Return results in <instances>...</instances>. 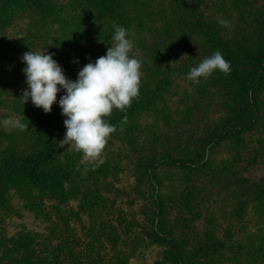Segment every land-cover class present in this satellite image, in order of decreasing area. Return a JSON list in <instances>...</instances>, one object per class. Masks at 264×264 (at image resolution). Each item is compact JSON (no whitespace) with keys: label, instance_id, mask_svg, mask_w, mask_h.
<instances>
[{"label":"rangeland","instance_id":"374dc122","mask_svg":"<svg viewBox=\"0 0 264 264\" xmlns=\"http://www.w3.org/2000/svg\"><path fill=\"white\" fill-rule=\"evenodd\" d=\"M51 1L54 6L70 4L74 11L65 25L72 28L78 23L83 32L69 35L62 30L60 18H45L27 8L19 11L9 28L0 30V162L11 150L29 153L34 146L32 111L36 107L30 100L23 102L27 86L20 78L25 76L23 72L20 78L17 75L22 54H52L66 78L74 81L79 69L105 55L111 44L114 28H107L105 18L97 21L83 14V0ZM215 1L211 0V9ZM168 2L131 0L130 4L151 30L160 29L158 21L168 16L175 35L167 41L168 53L160 71L169 92L156 107L110 124L115 130L95 160L60 144L66 117L58 108L51 130L58 146L56 161L46 168L63 162L69 179L63 187L51 189L18 178L9 187L5 203L0 202V264H10V258L2 259L23 227L39 235L40 244L35 247L39 252L59 247V256L75 264H171L170 246L150 238L152 233L174 238L188 248L205 240L227 242L235 251L237 245L249 244L252 249L234 262L245 264L241 262L245 259L248 264H264V93L251 131L206 150L209 128L234 112L224 106L219 89L203 90L208 77L198 84L187 79L190 68L201 61L198 44L202 38H193L197 43L194 55L188 52L187 37L176 34L182 31L174 13L165 11ZM227 2L232 13L235 6ZM233 23L242 28L240 22ZM151 34L140 30L128 35L132 41L129 55L141 62V77L146 76L145 64L157 66L155 54L147 51ZM62 94L57 93V101ZM17 121L25 125L23 130L15 127ZM232 258L225 249L211 264Z\"/></svg>","mask_w":264,"mask_h":264},{"label":"trees","instance_id":"16d2710c","mask_svg":"<svg viewBox=\"0 0 264 264\" xmlns=\"http://www.w3.org/2000/svg\"><path fill=\"white\" fill-rule=\"evenodd\" d=\"M231 1L235 6L232 13L226 6L227 0L215 1L212 9L210 8L211 0H169V9H165V11L170 10L174 13L176 26L182 31L181 34H176L179 37H187L188 40L184 43L187 45L188 52L194 55L193 47L197 43L193 41V38L201 37L202 41L198 44L201 60L218 50L223 58L230 62L228 74L214 71L203 84V90L209 87L219 89L224 106H228L230 111L234 112L231 117L209 128L210 142L206 150H211L233 135L251 131L258 120L261 98L264 93V0ZM235 1L237 5L241 3V6L236 7ZM130 2L131 0H83L81 4L83 14L97 21L105 18L107 21L104 23L107 28L108 26L113 28L114 25L123 26L128 30V35L140 30L152 33L150 38L152 45L147 51H150L151 55L155 54L153 62L157 66L150 67L145 64L146 76H140L138 96L131 101L130 106L124 112L114 111L107 121L109 124H114L120 119L134 117L143 110L156 107L154 106L156 102L169 92L160 71L168 53V51L165 52L167 41L172 40L175 35L169 29L168 16L164 15L158 21L162 25L160 29L151 30L145 26L144 20L137 14ZM68 5L54 6L51 0H0V30L9 28L16 15L27 8L32 13L41 14L45 18L52 15L60 18L63 24L62 30L68 31L69 35L81 36L83 31L77 26L78 23L72 28L67 26V18L71 16V11H74V8ZM76 17L77 12L74 18ZM218 19L230 21V26L227 28L221 26L217 23ZM76 20L78 21L79 18ZM234 21L240 22L242 28L235 26ZM18 63L17 68L20 69H17V75L20 78L24 66L19 61ZM193 63L194 59L190 58V64ZM20 79L24 80L25 77ZM58 108H60L58 103H54L51 111L44 113L41 108L36 107L32 111L36 127L33 132L31 131L34 141L33 149L29 153H15L11 150L9 156L1 159L0 202L5 203V194L18 178L27 179L35 186L51 189L63 187L68 181L67 165L63 162L55 167L46 168L48 164L56 161L55 153L58 146L56 139L51 136V130L57 121ZM189 114L192 112L190 111ZM104 119L106 120L107 117ZM262 224L264 225V220ZM52 230L51 234H53ZM148 235L170 246L173 253L171 264H211L213 262L211 259L225 249L234 255V259L232 258L233 261L226 259L219 264H240V261L234 262V260L242 256L245 251L252 249L249 244L244 248L237 245V251H235L229 249L227 242L219 240H205L204 243L188 248L168 236H157L154 233ZM45 238L46 243L50 242L48 237ZM39 239V235H34L33 232L23 227L21 232L13 236L12 248L7 251L2 261L6 258L9 261L10 258V264L12 262L13 264H75L59 256V247L57 251L39 252L35 248L37 244H40ZM241 262L249 263L245 259Z\"/></svg>","mask_w":264,"mask_h":264},{"label":"clouds","instance_id":"9594fccd","mask_svg":"<svg viewBox=\"0 0 264 264\" xmlns=\"http://www.w3.org/2000/svg\"><path fill=\"white\" fill-rule=\"evenodd\" d=\"M217 23L230 26V21L224 19H218ZM113 28L106 54L80 68L74 81L66 78L52 54L27 51L20 57L27 86L21 97L23 102L30 100L44 113H49L51 106L58 103L61 115L66 117L60 144L70 146L90 160L100 155L107 137L115 130L104 117L111 115L113 109L124 112L139 92L141 62L129 55L132 41L128 30L119 25ZM214 71L230 72V62L218 50L190 68L187 79L198 84ZM58 92L63 94L57 101ZM15 127L23 130L25 125L17 121Z\"/></svg>","mask_w":264,"mask_h":264}]
</instances>
